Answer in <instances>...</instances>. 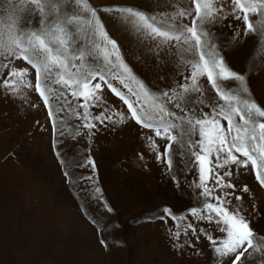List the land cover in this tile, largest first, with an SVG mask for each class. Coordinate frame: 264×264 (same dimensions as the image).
I'll use <instances>...</instances> for the list:
<instances>
[{"label":"snow or ice","instance_id":"obj_1","mask_svg":"<svg viewBox=\"0 0 264 264\" xmlns=\"http://www.w3.org/2000/svg\"><path fill=\"white\" fill-rule=\"evenodd\" d=\"M101 14L137 46L134 59L154 72L155 84L134 71L124 44L109 34ZM225 29L234 40L254 38L264 45V0H190L186 7L176 0H126L102 8L88 0H0V92L17 100L22 90L34 88L47 112L63 175L71 182L76 169H90L79 176L85 186L92 185L96 171L91 156L96 134L133 122L145 142L138 153L142 166L152 155L178 189L183 176L192 191L183 211L163 204L146 222L158 223L176 252L192 249L199 255L197 245L205 238L215 264H264V235L251 227L258 209L253 204L249 213L245 207L244 195L254 196L242 181L254 174L264 189V107L249 85L261 64L253 56L246 72L233 70L227 41L220 39ZM177 52L184 71L177 69L178 76L171 78L164 69ZM16 61L34 70V85L28 68L14 66ZM209 90L215 99H206ZM21 102L37 106L28 97ZM70 118L77 121L74 126ZM156 138L166 141L162 151ZM61 139H86V153L62 155ZM93 190L104 209L113 212L102 188ZM91 222L101 230L97 220ZM99 243L108 247L105 239Z\"/></svg>","mask_w":264,"mask_h":264},{"label":"rangeland","instance_id":"obj_2","mask_svg":"<svg viewBox=\"0 0 264 264\" xmlns=\"http://www.w3.org/2000/svg\"><path fill=\"white\" fill-rule=\"evenodd\" d=\"M88 2L102 8L126 0ZM127 2L136 4L144 0ZM176 4L190 6V0H176ZM101 16L109 34L124 44L127 61L134 71L155 84L154 72L134 59L137 46L118 32L106 15ZM220 39L227 41L226 59L233 70L246 72L253 56L261 64L259 74L249 77V85L253 98L264 107V60L260 59L264 57V45L254 38L234 40L230 29H225ZM14 66L28 68L34 85L35 72L30 66L23 61H16ZM177 69L184 71L178 52L177 59L164 71L176 78ZM59 91L56 86V95ZM105 91L110 101L126 110L118 98ZM24 97L37 106L22 103ZM206 99H215V93L209 90ZM68 123L74 126L77 121L70 118ZM156 140L162 151L166 141ZM85 144L86 139L79 143L61 139L59 151L66 157L79 158L86 153ZM144 147L133 122L118 124L114 131L101 130L91 143L96 164L92 185L85 186L79 180L90 169H76L70 182L52 148L47 112L34 88L22 90L17 100L0 92V264H215L205 238L197 245L199 255L192 249L176 252L161 226L146 222V216L163 204L183 211L190 206L192 191L183 176L182 190L178 189L154 156L146 155L147 167L142 166L138 153ZM193 178L189 175L187 181ZM242 181L254 196L252 199L244 195L245 207L249 213L253 204L258 209L251 227L258 235H264V189L259 188L254 174H246ZM96 186L102 188L113 212L108 213L96 199ZM90 218L99 222L101 230ZM212 235L219 237L221 233ZM101 239L108 242L107 248L99 243Z\"/></svg>","mask_w":264,"mask_h":264}]
</instances>
